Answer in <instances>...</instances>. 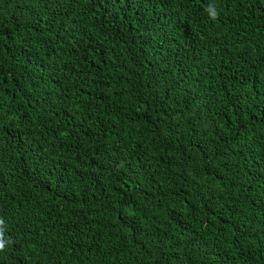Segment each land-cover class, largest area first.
Listing matches in <instances>:
<instances>
[{"label": "trees", "instance_id": "16d2710c", "mask_svg": "<svg viewBox=\"0 0 264 264\" xmlns=\"http://www.w3.org/2000/svg\"><path fill=\"white\" fill-rule=\"evenodd\" d=\"M0 220V264H264V0H0Z\"/></svg>", "mask_w": 264, "mask_h": 264}, {"label": "clouds", "instance_id": "9594fccd", "mask_svg": "<svg viewBox=\"0 0 264 264\" xmlns=\"http://www.w3.org/2000/svg\"><path fill=\"white\" fill-rule=\"evenodd\" d=\"M213 18H215V17H213ZM2 227H3V221L0 220V228H2ZM5 246L6 245H5V241L3 239V231L0 230V251H3Z\"/></svg>", "mask_w": 264, "mask_h": 264}]
</instances>
